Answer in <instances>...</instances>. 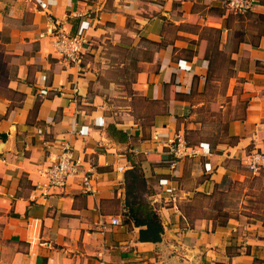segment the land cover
I'll return each instance as SVG.
<instances>
[{
	"label": "crops",
	"instance_id": "crops-1",
	"mask_svg": "<svg viewBox=\"0 0 264 264\" xmlns=\"http://www.w3.org/2000/svg\"><path fill=\"white\" fill-rule=\"evenodd\" d=\"M51 22L83 31L80 63L54 54ZM102 40L121 62L91 49ZM177 134L207 154L178 161L179 200L167 205L158 181ZM62 142L94 194L77 178L43 193ZM252 151L264 152V0L245 15L221 0H0V264H264V227L225 210L219 224L210 207L214 185L246 181ZM134 167L163 227L157 243L123 223Z\"/></svg>",
	"mask_w": 264,
	"mask_h": 264
},
{
	"label": "built area",
	"instance_id": "built-area-1",
	"mask_svg": "<svg viewBox=\"0 0 264 264\" xmlns=\"http://www.w3.org/2000/svg\"><path fill=\"white\" fill-rule=\"evenodd\" d=\"M223 5L232 13L245 15L250 13L257 0H221ZM41 8L45 5L40 3ZM51 37V46L54 54L66 63H80L82 55L85 53L88 40L83 31L75 34L67 32L60 23L51 22L50 29L46 33ZM43 37V35H41ZM45 94L46 91H41ZM63 96V95H62ZM169 159L166 161L170 172L169 177L158 181L159 191L165 197L167 205H176L179 200V189L175 182L178 161L186 158H196L204 156L205 153L198 145H190L186 142L182 134L174 135L167 140ZM247 167L253 173L264 170V152L252 151L246 156ZM206 173H210L209 164L204 165ZM45 180L43 193L47 194L51 190L63 192L73 179H79L80 189L83 193L92 195L96 192L94 177L80 168V161L75 158L73 147L69 142H62L57 147V154L51 164L42 172ZM110 225L119 226L121 221L114 217L110 220ZM97 264H110L105 260L98 261Z\"/></svg>",
	"mask_w": 264,
	"mask_h": 264
},
{
	"label": "rangeland",
	"instance_id": "rangeland-1",
	"mask_svg": "<svg viewBox=\"0 0 264 264\" xmlns=\"http://www.w3.org/2000/svg\"><path fill=\"white\" fill-rule=\"evenodd\" d=\"M90 45L91 49L94 48L99 51V54L105 59V63L114 65L121 62L122 49L114 46L113 41H95V43L90 42ZM213 116H215V121L218 114L214 112ZM213 131H215L214 127H208L205 133L213 135ZM243 174L246 181L242 187L235 188L233 194L225 195L221 193L214 196V200L210 204V207L213 209L211 216L215 217L218 213H223L225 210L232 217L242 216L243 222H247L248 224L255 222L264 227V172H261L257 176L246 172ZM200 205L202 203L198 201L192 209L197 211ZM215 219L219 222L222 218L216 217Z\"/></svg>",
	"mask_w": 264,
	"mask_h": 264
},
{
	"label": "trees",
	"instance_id": "trees-1",
	"mask_svg": "<svg viewBox=\"0 0 264 264\" xmlns=\"http://www.w3.org/2000/svg\"><path fill=\"white\" fill-rule=\"evenodd\" d=\"M188 144L193 145L191 143ZM247 172L255 176L256 174H260L263 171H259L255 174L248 169ZM242 185L243 184L239 183V181H234L231 184H227L226 179H224L220 185H214L213 192L214 194H233L234 189L240 186L242 187ZM146 193L149 195L151 192H149L146 188L142 171L139 169V167L132 168L131 171L126 173V212L123 215V223L140 228V242L157 243L161 240L163 227L155 209L148 201L145 200L144 194ZM228 216L229 214L227 213H218L214 219L216 217H220L222 219L219 221V224H224V222L226 223Z\"/></svg>",
	"mask_w": 264,
	"mask_h": 264
}]
</instances>
